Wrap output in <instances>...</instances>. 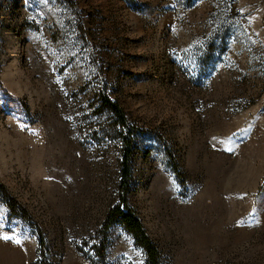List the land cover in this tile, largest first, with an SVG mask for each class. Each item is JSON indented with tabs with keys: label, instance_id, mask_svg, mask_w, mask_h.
<instances>
[{
	"label": "rangeland",
	"instance_id": "1",
	"mask_svg": "<svg viewBox=\"0 0 264 264\" xmlns=\"http://www.w3.org/2000/svg\"><path fill=\"white\" fill-rule=\"evenodd\" d=\"M102 95L143 132L129 201L164 262L264 264V0H0V183L61 264L117 201ZM36 251L0 199V264Z\"/></svg>",
	"mask_w": 264,
	"mask_h": 264
},
{
	"label": "trees",
	"instance_id": "2",
	"mask_svg": "<svg viewBox=\"0 0 264 264\" xmlns=\"http://www.w3.org/2000/svg\"><path fill=\"white\" fill-rule=\"evenodd\" d=\"M101 113L109 115L113 125L112 135L120 145L119 172L117 175V201L109 206L104 220L95 233L83 237L76 252L89 264H113L110 250L114 245L113 233L118 228L126 233L132 241V246L142 255L143 264H167L155 242L149 236L141 219L130 204L129 197L132 190V164L136 152L135 140L140 130L132 127L122 106L108 96L101 97ZM179 173V171H174ZM179 176V174H178ZM0 199L6 204L12 216L28 223L37 236L36 260L33 264H61L53 260L46 236L39 227L31 222L28 212L19 207L3 184L0 183Z\"/></svg>",
	"mask_w": 264,
	"mask_h": 264
},
{
	"label": "snow or ice",
	"instance_id": "3",
	"mask_svg": "<svg viewBox=\"0 0 264 264\" xmlns=\"http://www.w3.org/2000/svg\"><path fill=\"white\" fill-rule=\"evenodd\" d=\"M5 239H8V237H4ZM17 243H19V241H16Z\"/></svg>",
	"mask_w": 264,
	"mask_h": 264
}]
</instances>
